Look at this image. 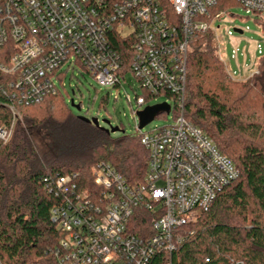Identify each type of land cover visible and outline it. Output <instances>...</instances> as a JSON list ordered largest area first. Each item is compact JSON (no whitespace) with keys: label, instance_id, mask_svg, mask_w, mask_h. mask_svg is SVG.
Listing matches in <instances>:
<instances>
[{"label":"built area","instance_id":"1","mask_svg":"<svg viewBox=\"0 0 264 264\" xmlns=\"http://www.w3.org/2000/svg\"><path fill=\"white\" fill-rule=\"evenodd\" d=\"M219 1L0 0V90L13 117L10 127L0 129V145L21 119L19 107L60 92L58 73L66 65L80 66L106 88L122 86L121 79L132 74L145 92L136 96L135 119L159 97L175 113L170 125L146 133L137 123L148 154L140 183L102 162L92 168L96 202L88 191L79 192L76 175L52 184L60 201L51 218L63 234L53 252L57 264H151L162 253L172 255L184 241L182 230L239 178L233 161L183 115L191 40L207 32L219 38L216 21L227 15L212 13ZM237 2L264 29V0ZM219 52L232 79L248 80L259 73L264 46L257 45L259 58L244 67L239 48L233 49L237 70Z\"/></svg>","mask_w":264,"mask_h":264},{"label":"trees","instance_id":"2","mask_svg":"<svg viewBox=\"0 0 264 264\" xmlns=\"http://www.w3.org/2000/svg\"><path fill=\"white\" fill-rule=\"evenodd\" d=\"M233 5L240 6L220 0L212 13ZM114 46L124 51L120 42ZM258 70L236 82L225 74L213 34L192 38L184 118L213 139L240 176L182 230L177 251L151 264H264V56ZM4 82L0 75V88ZM6 104L0 90V129L13 122ZM19 111L22 121L0 145V264H57L53 252L63 234L51 218L60 201L51 190L56 179L76 175L79 192L96 202V164L108 163L136 184L146 174L148 154L137 135L114 137L80 120L61 92Z\"/></svg>","mask_w":264,"mask_h":264},{"label":"rangeland","instance_id":"3","mask_svg":"<svg viewBox=\"0 0 264 264\" xmlns=\"http://www.w3.org/2000/svg\"><path fill=\"white\" fill-rule=\"evenodd\" d=\"M215 27H220L219 38L214 32L213 37L217 46V53L220 63L222 64L225 74L232 79L226 69V65L220 56V48H222L225 61L232 70H237L235 62L230 60L233 49L239 48V64L251 65L252 60L258 59L257 45L264 46V29L258 25L254 18L246 13L241 6L233 5L227 10V15L221 20L216 21ZM240 27L245 32L240 35L235 33L234 29ZM248 28V30H246ZM227 30L232 32V37L227 35ZM221 43V47H220ZM62 77V84L57 80V86L64 96V101L76 116H85L89 119L97 118L100 126L108 128L109 126L103 121H110L113 127H119L123 133H115L114 137L121 135L136 136L138 135L137 123L138 118H134L133 111L136 107V96L145 95L139 82L132 74H127L125 80L121 79L122 86L106 88L101 87L95 79L89 75L80 66L73 68L64 66L59 73ZM236 82H246L242 78L232 79ZM75 104H81V111L72 108L71 101ZM167 99L159 97L152 99L150 103L140 109L143 111L149 106L165 103ZM173 109L175 104L172 100L168 101ZM175 113L169 115H160L150 124L142 129V133L149 132L155 128L170 125L173 122ZM23 116H21V121Z\"/></svg>","mask_w":264,"mask_h":264},{"label":"water","instance_id":"4","mask_svg":"<svg viewBox=\"0 0 264 264\" xmlns=\"http://www.w3.org/2000/svg\"><path fill=\"white\" fill-rule=\"evenodd\" d=\"M235 33L241 35L242 31L239 29H235ZM71 106H72V108H75L77 111H81V109H82L81 104H75L74 100L71 101ZM170 111H171V107L166 103L157 104L154 106H149L146 109H144L143 111H140L138 113L139 129L142 130L145 126L150 124L152 121H154L160 115L170 114ZM78 118L82 121L93 124L97 128H101V129L105 130L109 134L123 133V131H121V129L119 127H113L111 125L110 121H108V120L103 121L105 124H107L109 126L108 128H104V127L100 126V122L97 118L89 119L85 116H78Z\"/></svg>","mask_w":264,"mask_h":264}]
</instances>
